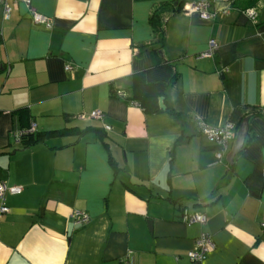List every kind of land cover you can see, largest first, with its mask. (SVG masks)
<instances>
[{"label": "crops", "instance_id": "crops-1", "mask_svg": "<svg viewBox=\"0 0 264 264\" xmlns=\"http://www.w3.org/2000/svg\"><path fill=\"white\" fill-rule=\"evenodd\" d=\"M209 1L212 21L173 0H7L8 18L0 6V182L22 188L5 196L0 264L264 262V0ZM209 40L218 49L202 58ZM162 62L175 83L140 99L137 75ZM20 109L40 133L87 131L23 148ZM244 119L233 164L234 140L217 161L196 121L230 123L236 136ZM183 209L207 222L183 224ZM73 211L89 222L74 225ZM202 232L214 247L192 262Z\"/></svg>", "mask_w": 264, "mask_h": 264}, {"label": "built area", "instance_id": "built-area-1", "mask_svg": "<svg viewBox=\"0 0 264 264\" xmlns=\"http://www.w3.org/2000/svg\"><path fill=\"white\" fill-rule=\"evenodd\" d=\"M25 4L27 7L30 6L31 0H15ZM0 6L3 8L4 15L8 18L10 8L7 4V0H0ZM186 13H195L203 20L212 21L216 17V13L211 11V2L209 0H195L191 3H187L183 6V10ZM229 11L227 9L221 11V14L227 15ZM252 22H255L257 14L254 9H247L243 12ZM31 18L34 24L44 25L46 28H50L49 19L41 14H38L34 11H31ZM218 45L214 40H209L207 50L201 53L199 56L202 58H212L214 53L217 51ZM72 66H65L64 70L70 72ZM122 96V94H119ZM89 118L95 120H102L103 113L101 111H93L88 115ZM82 118V116H80ZM196 126L200 134H202L207 141L215 144L218 147L216 153L217 161H220L224 153L229 149L231 142L235 138V127L234 125L227 123L222 127H211L202 120L196 121ZM106 130H109L108 126L104 127ZM36 125L34 123L30 124V127L26 131H21L17 138L19 139L23 134L36 133ZM22 191V188L19 186H8L3 182H0V218L9 212L8 207L5 205V196L6 195H19ZM70 218L74 225H83L89 222V217L84 212L73 211L70 215ZM181 222L185 225H204L207 222V217L204 214L200 213H190L187 209H183L181 212ZM264 228V222L260 225ZM214 247L211 236L208 233L202 232L194 241L193 248L187 253V257L192 262H201L205 260L207 254ZM122 264H132L129 261L124 260Z\"/></svg>", "mask_w": 264, "mask_h": 264}, {"label": "trees", "instance_id": "trees-1", "mask_svg": "<svg viewBox=\"0 0 264 264\" xmlns=\"http://www.w3.org/2000/svg\"><path fill=\"white\" fill-rule=\"evenodd\" d=\"M173 1L176 7L174 10L178 9L180 6V9L178 10L182 11L184 5H182L181 0ZM150 23L156 31H161V23L156 14L150 18ZM176 79L177 75L174 67L169 62H162L160 64L154 65L150 69L137 75V92L140 96L139 98H152L156 100L157 98L164 96L167 88L175 83ZM16 113L21 122V131H26L31 124L28 110L20 109L16 111ZM86 131H79L77 129H63L41 133L36 132L34 134L26 133L19 138V142L22 144L23 148H28L37 144H43L49 139L62 138L72 134L83 135ZM238 264H264V262L258 260L253 254L248 253Z\"/></svg>", "mask_w": 264, "mask_h": 264}, {"label": "water", "instance_id": "water-1", "mask_svg": "<svg viewBox=\"0 0 264 264\" xmlns=\"http://www.w3.org/2000/svg\"><path fill=\"white\" fill-rule=\"evenodd\" d=\"M159 107H160V109H164V106L162 104V99L159 102ZM248 130H249L248 119H244L242 121V123L240 124L237 132H236V136H235L233 145H232L231 150L229 151V153L226 157V161H227L229 166H231L233 164L234 157L242 149L244 142H245V138H246L247 133H248Z\"/></svg>", "mask_w": 264, "mask_h": 264}]
</instances>
